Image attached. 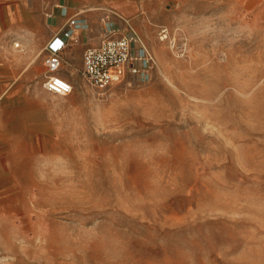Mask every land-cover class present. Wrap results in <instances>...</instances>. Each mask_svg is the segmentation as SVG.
I'll return each mask as SVG.
<instances>
[{"label": "rangeland", "instance_id": "obj_1", "mask_svg": "<svg viewBox=\"0 0 264 264\" xmlns=\"http://www.w3.org/2000/svg\"><path fill=\"white\" fill-rule=\"evenodd\" d=\"M64 1L0 0V264H264V0H99L149 74L95 88L74 39L58 95Z\"/></svg>", "mask_w": 264, "mask_h": 264}, {"label": "built area", "instance_id": "obj_2", "mask_svg": "<svg viewBox=\"0 0 264 264\" xmlns=\"http://www.w3.org/2000/svg\"><path fill=\"white\" fill-rule=\"evenodd\" d=\"M80 20L79 14L69 17L45 47L47 76L44 88L50 93L66 95L73 91V83L60 71L63 54L74 40ZM152 61L153 57L135 31L123 33L107 27L101 43L84 51L82 74L93 87L105 89L119 83L127 74L146 76Z\"/></svg>", "mask_w": 264, "mask_h": 264}, {"label": "crops", "instance_id": "obj_3", "mask_svg": "<svg viewBox=\"0 0 264 264\" xmlns=\"http://www.w3.org/2000/svg\"><path fill=\"white\" fill-rule=\"evenodd\" d=\"M99 2L101 1L99 0L97 1H94V0H65L63 5H61L62 9L58 10L59 11V14H58L59 23L61 24L66 22V20L69 17L75 14L80 15V19H81L80 25L75 31L76 35L74 36V39L77 40L78 42L76 46V50L78 52L80 51L82 56L84 54V51L88 47L98 46L101 43L104 30L108 27L107 22L104 18V15H106V12L104 11L105 9H103V7H99L104 4L99 3ZM17 7L15 10H17ZM20 7H21L20 10L27 11L25 7H22V6ZM59 23H58L59 25L58 28L60 29L61 25ZM134 31L138 34L144 47L152 55V51L149 49V46L145 38L142 36V34L138 30L134 29ZM50 37H51L50 35L45 36V39H46L45 41L46 42H48V40L50 41L51 40ZM167 37L168 36H166V38ZM161 39H165V37L162 36ZM37 58H38V51L37 52L35 51V54L32 56V59L35 60Z\"/></svg>", "mask_w": 264, "mask_h": 264}, {"label": "bare ground", "instance_id": "obj_4", "mask_svg": "<svg viewBox=\"0 0 264 264\" xmlns=\"http://www.w3.org/2000/svg\"><path fill=\"white\" fill-rule=\"evenodd\" d=\"M163 37H165L166 38V35H164ZM18 46L20 45V44H17ZM59 95H61V94H59Z\"/></svg>", "mask_w": 264, "mask_h": 264}]
</instances>
